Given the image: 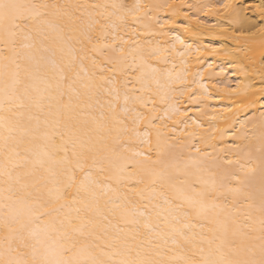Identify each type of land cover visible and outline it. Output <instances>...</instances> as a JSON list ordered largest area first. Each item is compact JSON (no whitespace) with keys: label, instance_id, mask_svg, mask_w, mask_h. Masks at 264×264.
I'll use <instances>...</instances> for the list:
<instances>
[{"label":"snow or ice","instance_id":"6c2138e0","mask_svg":"<svg viewBox=\"0 0 264 264\" xmlns=\"http://www.w3.org/2000/svg\"><path fill=\"white\" fill-rule=\"evenodd\" d=\"M218 7L232 10L224 32L251 7L264 14V0ZM141 11L122 2L0 0V264H264V110L240 122L252 128L232 145L241 158L228 169L210 154L213 163L183 161L163 131L178 110L170 74L143 56L130 61L116 34L113 17L126 26ZM256 32L264 38V25L234 34ZM240 71L259 77L258 87L231 89L251 93V108L264 101V50L251 76ZM157 103L167 105L163 116ZM93 170L110 183L102 187ZM109 214L126 227L103 223ZM193 220L204 222L199 233Z\"/></svg>","mask_w":264,"mask_h":264},{"label":"bare ground","instance_id":"6f19581e","mask_svg":"<svg viewBox=\"0 0 264 264\" xmlns=\"http://www.w3.org/2000/svg\"><path fill=\"white\" fill-rule=\"evenodd\" d=\"M52 2L64 3L65 0H52ZM94 2L101 4L122 2L129 8L136 4L142 6L139 22H133L129 16L125 26L116 17L112 19L118 26L116 34L123 37V47L126 52L132 54L129 56L130 61L132 56H136L139 62L143 56L150 65L164 74L166 80L169 79L170 74L169 86L174 91L170 93L169 102L178 110L169 112L171 119H164L162 123L166 127L163 131L169 144L176 146L173 150L181 155L182 160L187 161L193 157L203 159L206 163H213L214 160L216 167L226 170L229 167L228 160L240 159L241 154L237 153L232 145L241 144L242 141L238 139L240 132L250 131L252 128V125L248 124L246 129H240V122L264 110L262 107L264 101L253 104L251 108H245L244 105L249 102L251 93L246 98L244 93L239 90L232 92L231 89L236 88L238 83L241 88L245 83H255L258 87L259 77L256 76L253 81L245 77L240 69L247 66L251 76L253 67L260 66L264 38L259 32H256L255 36H238L234 33L255 31L264 25V14L251 7L243 13L247 19L242 24H234L224 32L221 31V27H226L232 19L231 9L226 11L218 7L224 0L218 2L217 0H94ZM229 3L251 6L259 4L260 0H229ZM167 5L171 7H166ZM189 5L193 7H188ZM144 6H149L150 10ZM144 11H149L148 16H144ZM185 13L187 16L184 15ZM168 21L170 23H166ZM108 32L107 39L110 42L112 29H108ZM175 37H179L184 43H180ZM99 38L104 39L102 36ZM153 49L160 50L156 56L151 55ZM85 63L88 64L87 61ZM166 107L167 105L157 103L161 116L164 115ZM225 109H231V112H226ZM140 110L145 111V109ZM144 130L145 125L141 124L140 131ZM152 139L155 142L154 133ZM132 143L135 148L140 147L138 141ZM207 154H210L213 160H209ZM241 162L243 163V160ZM93 178L100 180L102 187L110 183L96 170H93ZM78 179H82V175L78 174ZM124 191L126 189L122 188L121 194ZM113 195L115 193H108V196ZM174 195L169 193V196ZM132 199L141 207L147 203V201H139L138 197ZM109 222L111 225L119 224L120 227H126L120 223L118 215L109 214L108 220L103 223ZM192 223L195 227L191 231L199 233L200 223L204 222L197 223L193 220ZM109 230L113 231L111 228Z\"/></svg>","mask_w":264,"mask_h":264},{"label":"rangeland","instance_id":"374dc122","mask_svg":"<svg viewBox=\"0 0 264 264\" xmlns=\"http://www.w3.org/2000/svg\"><path fill=\"white\" fill-rule=\"evenodd\" d=\"M216 1V0H215ZM219 0H217V2H218Z\"/></svg>","mask_w":264,"mask_h":264}]
</instances>
